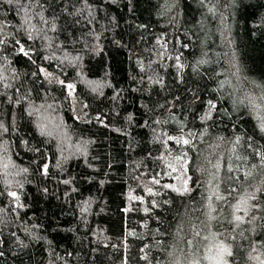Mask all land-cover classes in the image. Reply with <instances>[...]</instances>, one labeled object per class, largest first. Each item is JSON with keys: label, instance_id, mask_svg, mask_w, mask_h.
Masks as SVG:
<instances>
[{"label": "trees", "instance_id": "obj_1", "mask_svg": "<svg viewBox=\"0 0 264 264\" xmlns=\"http://www.w3.org/2000/svg\"><path fill=\"white\" fill-rule=\"evenodd\" d=\"M222 246L264 259V0H0V264Z\"/></svg>", "mask_w": 264, "mask_h": 264}, {"label": "rangeland", "instance_id": "obj_2", "mask_svg": "<svg viewBox=\"0 0 264 264\" xmlns=\"http://www.w3.org/2000/svg\"><path fill=\"white\" fill-rule=\"evenodd\" d=\"M251 264H264V259L255 257L251 260ZM212 264H230L227 260V256L223 255L221 252H217L212 258Z\"/></svg>", "mask_w": 264, "mask_h": 264}, {"label": "snow or ice", "instance_id": "obj_3", "mask_svg": "<svg viewBox=\"0 0 264 264\" xmlns=\"http://www.w3.org/2000/svg\"><path fill=\"white\" fill-rule=\"evenodd\" d=\"M11 2H12V0H9V3H11ZM21 50H23V49H21ZM71 87H72V86L69 85V88H71ZM184 143H188V141L185 140ZM12 195H15V193H13ZM237 219L239 220V219H241V218H240V217H237ZM221 253H222V256H223V255H230V252H229V250H228V248H227L226 246H222V247H221Z\"/></svg>", "mask_w": 264, "mask_h": 264}]
</instances>
